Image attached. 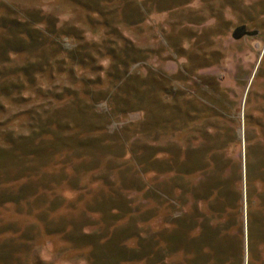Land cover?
<instances>
[{
	"label": "rangeland",
	"instance_id": "374dc122",
	"mask_svg": "<svg viewBox=\"0 0 264 264\" xmlns=\"http://www.w3.org/2000/svg\"><path fill=\"white\" fill-rule=\"evenodd\" d=\"M0 264H264V0H0Z\"/></svg>",
	"mask_w": 264,
	"mask_h": 264
},
{
	"label": "trees",
	"instance_id": "16d2710c",
	"mask_svg": "<svg viewBox=\"0 0 264 264\" xmlns=\"http://www.w3.org/2000/svg\"><path fill=\"white\" fill-rule=\"evenodd\" d=\"M212 110H214L216 116L223 117V115L221 114L222 111L217 112L216 108H212ZM220 157H221V155H220ZM225 162L226 163H223L224 165L222 164V166L220 168V171L222 173L225 172L226 165L228 162H230V160L226 158ZM221 163H222V161H221ZM235 183H236V179H234V177L232 176V177H229L227 179L224 178V180H222V181L220 179V182L216 183V185L213 184L214 188L217 189L216 194H219V196H222V200L220 202V214L216 218H219V219L223 218V221L221 223H218V226H217L219 231L223 235H225V234L227 235V233L231 229L230 227L235 225V219H236V214H237L236 202L240 198V194L237 193ZM230 195H231V197H230ZM227 217H229V219H227ZM237 230H238V228H237ZM239 232H240V230H239Z\"/></svg>",
	"mask_w": 264,
	"mask_h": 264
},
{
	"label": "water",
	"instance_id": "95a60500",
	"mask_svg": "<svg viewBox=\"0 0 264 264\" xmlns=\"http://www.w3.org/2000/svg\"><path fill=\"white\" fill-rule=\"evenodd\" d=\"M255 34L254 31H248L246 30L245 26L244 25H239L237 27H235L232 31V38L234 39H238L240 38L241 36H244V35H253Z\"/></svg>",
	"mask_w": 264,
	"mask_h": 264
}]
</instances>
